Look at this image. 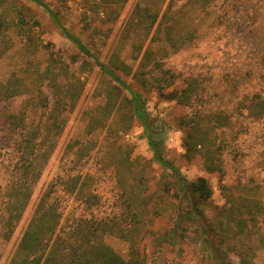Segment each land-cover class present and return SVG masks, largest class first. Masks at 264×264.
<instances>
[{
	"label": "rangeland",
	"instance_id": "rangeland-1",
	"mask_svg": "<svg viewBox=\"0 0 264 264\" xmlns=\"http://www.w3.org/2000/svg\"><path fill=\"white\" fill-rule=\"evenodd\" d=\"M43 1L129 88L41 5L0 0V264L38 211L66 251L94 242L147 264H217L168 184L173 172L154 161L131 90L145 99L165 157L189 180H208L205 214L233 207L221 260L242 264L239 252L264 264V0L182 10L186 0H95L88 16L80 0ZM189 126L209 139L221 171L203 151L187 155ZM174 228L172 245L163 235Z\"/></svg>",
	"mask_w": 264,
	"mask_h": 264
},
{
	"label": "trees",
	"instance_id": "trees-1",
	"mask_svg": "<svg viewBox=\"0 0 264 264\" xmlns=\"http://www.w3.org/2000/svg\"><path fill=\"white\" fill-rule=\"evenodd\" d=\"M33 1L41 5L52 16V19L61 28L62 32L79 48L81 52L93 57L102 67V69L109 76H111L112 79L118 82L121 86L129 88L118 75H116L112 70L108 69L97 57H95L90 52V50L80 38L74 35L67 27H64L62 25L58 12L51 9L49 5H47L43 0ZM199 1L200 0H186V2L182 4L178 9L182 10L184 6H190L192 8L193 5H195ZM207 1L208 0H205V2ZM90 2H95V0L79 1V3L84 7L82 14L86 16L90 14V7H93L91 6L93 4H91ZM102 13H97V16H101ZM146 53L149 52L146 51ZM183 92L184 91L182 90L181 94ZM131 93L135 116L143 124L145 136L154 155V161L173 172L171 175V180L168 182V184H171V187L174 189V194L176 196L183 198L184 201L186 200L189 203L190 210L186 212L187 221L189 220V222L192 221L199 225L201 229V237H203L202 242L204 244V248L209 254V258L211 260L214 259L217 264H225L221 260L219 254L223 250V244L225 242L224 238L230 231V225L229 221H227V217L229 216L228 213L233 212V207L231 206L229 208L224 205L222 208H220L217 215L219 220L217 216L215 217V219H210L205 214L204 206L207 205L209 199L213 194L212 187H210L208 180L205 177H199L192 181L189 180L187 177L183 176L179 172L177 167L174 166L173 163L165 157L162 140H158V138L155 136L154 129L145 109V99L138 92L131 90ZM186 93L187 91H185L182 96H176L174 99H176L179 103H182L184 99L186 100L187 98ZM262 111L264 113V109H262ZM197 126H189L187 128L184 140L186 152L188 153L187 155L193 156L195 152L203 151V155H206L205 163L207 167L212 171H221L222 165L220 164L219 160L208 155L209 152L207 142H209V139L197 134ZM198 147H203L204 149L199 150ZM38 212L39 214L34 216V218L30 221V230L21 240L19 247L9 264H147V261L145 259L138 257L137 259L131 258L129 260H126L117 252L112 250L109 251L108 248L105 247L104 243H100V246L92 242V244L88 245L87 248H74L71 251H66L61 246L55 247V245L51 243V238L49 236L50 225H48V221L45 220V211L43 213H40V211ZM182 215H185V213L182 212ZM241 222L243 223V225L246 223V221H244V218H241ZM177 223L178 224L176 229L179 230L180 226H182L183 224L179 219H177ZM176 229L170 230L163 235V239L167 240L165 242H168L170 244L172 243V245H174V242L181 238V236L179 235V231H177ZM78 242H81V244H86L90 241L85 240V242ZM236 254L242 260V264H248L246 261L247 256L245 254L239 252H236Z\"/></svg>",
	"mask_w": 264,
	"mask_h": 264
}]
</instances>
